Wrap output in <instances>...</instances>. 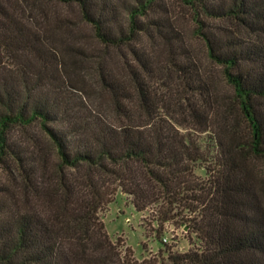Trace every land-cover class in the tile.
Returning a JSON list of instances; mask_svg holds the SVG:
<instances>
[{
  "label": "trees",
  "instance_id": "trees-1",
  "mask_svg": "<svg viewBox=\"0 0 264 264\" xmlns=\"http://www.w3.org/2000/svg\"><path fill=\"white\" fill-rule=\"evenodd\" d=\"M180 2L230 95L164 0H0V162L22 180L20 191L0 184V264H264V173L251 163L264 167V0ZM70 7L94 50L66 43ZM143 37L165 46V67ZM76 68L97 76L106 106ZM36 121L46 146L11 137ZM206 131L211 159L196 138ZM118 189L202 247L137 259L99 216Z\"/></svg>",
  "mask_w": 264,
  "mask_h": 264
},
{
  "label": "rangeland",
  "instance_id": "rangeland-1",
  "mask_svg": "<svg viewBox=\"0 0 264 264\" xmlns=\"http://www.w3.org/2000/svg\"><path fill=\"white\" fill-rule=\"evenodd\" d=\"M168 6L171 16L175 20L176 28L181 32L184 41L189 49L192 51L197 63H199L206 72L216 80L218 88L221 92L231 93V88L226 86L221 74V67L212 63L207 56L206 47L198 36L194 34V23L192 22V11L183 6L180 0H164ZM70 18L69 31L67 32L68 40L66 43L69 47L75 46L80 49L85 48L86 52L96 48V41L93 37L91 29L78 18L76 9L70 7L66 10ZM141 43L146 46L153 57L158 60V64L167 65V50L161 44L160 40L151 41L146 37L141 39ZM73 52L74 49L72 50ZM71 52V51H70ZM75 54H77L75 52ZM114 54V53H112ZM74 55V53H73ZM129 57H131L129 55ZM113 69L117 72H123L122 59L116 53L113 55ZM98 59L92 61L94 65L98 64ZM80 74L85 75L84 86L85 93L88 99L93 104L102 103L106 106L108 101L105 94L102 95L98 83L96 82V75L86 72L87 70L77 69ZM91 70V69H90ZM84 93V94H85ZM86 96V95H85ZM11 137L21 143L27 145L30 137L39 138L41 144L47 145V139L43 137L39 122L33 124L26 129L22 127H14L11 130ZM197 141L204 151L208 153V158L211 159L216 154V145L214 144L209 132H200L196 134ZM43 145V146H44ZM49 146V144H48ZM257 169L263 170V163L259 160H251ZM204 162L199 161L195 165V173L201 177L206 176ZM12 169V168H11ZM0 184L5 185L14 191H20L22 187V180L17 172L6 167L5 162H0ZM260 201L264 204V191L260 192ZM156 209L151 208L138 211L131 202V196L121 192L120 189L116 191L110 202L103 205L99 211V216L104 222L105 229L112 241H119L121 247L129 246L132 248L133 254L137 259H142L147 256H152L161 253L164 257L169 251L184 252L191 248H201L202 242L196 236V233L189 231L176 221L168 220L160 223L156 220Z\"/></svg>",
  "mask_w": 264,
  "mask_h": 264
}]
</instances>
